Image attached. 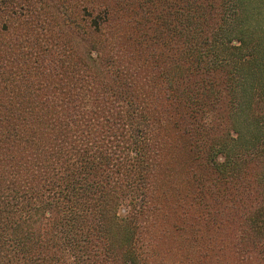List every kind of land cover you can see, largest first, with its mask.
<instances>
[{"label":"trees","instance_id":"trees-1","mask_svg":"<svg viewBox=\"0 0 264 264\" xmlns=\"http://www.w3.org/2000/svg\"><path fill=\"white\" fill-rule=\"evenodd\" d=\"M249 4L0 0V71L29 86L0 113V264H264Z\"/></svg>","mask_w":264,"mask_h":264},{"label":"rangeland","instance_id":"rangeland-1","mask_svg":"<svg viewBox=\"0 0 264 264\" xmlns=\"http://www.w3.org/2000/svg\"><path fill=\"white\" fill-rule=\"evenodd\" d=\"M62 12L65 18L67 19V23L74 26L75 23L80 26V23L82 22L80 20V16L78 13H74V7L73 4H68V7L65 8L64 12ZM239 15H240V21H241V26L242 30H253L254 33L257 32L258 30L262 29V25L264 24V6L258 5V9H255V5L249 4L243 6L242 10H239ZM30 23L27 22V25ZM19 30L22 32V40H23V45L22 47L18 43V48H23V50L28 51L30 55V50L31 48L32 53L30 57H34V52L37 51L39 47H43L46 45L48 39H43V38H38L35 40V38L28 39L26 37V28L22 27L21 24L19 26L17 23L14 21L12 23V26L9 27L7 35L10 37H13ZM6 38V37H4ZM31 41H34L35 43H31ZM29 63V62H28ZM30 71L33 72L32 69ZM33 74H29L30 79L32 78ZM15 79V80H14ZM26 80H22V78H18L16 74H8L6 70H1L0 71V109L2 112L1 114L9 115L13 113V110L9 106V103H11L13 100H18L21 96H25L28 92V85H26ZM8 105H7V103ZM150 215L151 213L148 212L147 218L144 217L145 222L150 221Z\"/></svg>","mask_w":264,"mask_h":264}]
</instances>
